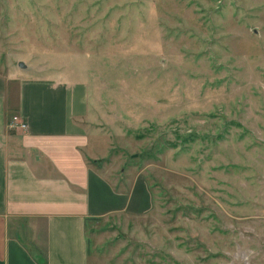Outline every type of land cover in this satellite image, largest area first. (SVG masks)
Segmentation results:
<instances>
[{
  "label": "rangeland",
  "instance_id": "obj_1",
  "mask_svg": "<svg viewBox=\"0 0 264 264\" xmlns=\"http://www.w3.org/2000/svg\"><path fill=\"white\" fill-rule=\"evenodd\" d=\"M0 73L85 83L89 163L150 188L89 264H264V0H0Z\"/></svg>",
  "mask_w": 264,
  "mask_h": 264
},
{
  "label": "crops",
  "instance_id": "obj_2",
  "mask_svg": "<svg viewBox=\"0 0 264 264\" xmlns=\"http://www.w3.org/2000/svg\"><path fill=\"white\" fill-rule=\"evenodd\" d=\"M88 113L83 82L0 73V264H89L88 219L152 209L143 176L89 163Z\"/></svg>",
  "mask_w": 264,
  "mask_h": 264
},
{
  "label": "built area",
  "instance_id": "obj_3",
  "mask_svg": "<svg viewBox=\"0 0 264 264\" xmlns=\"http://www.w3.org/2000/svg\"><path fill=\"white\" fill-rule=\"evenodd\" d=\"M11 131H26L27 123L18 116H14L8 125Z\"/></svg>",
  "mask_w": 264,
  "mask_h": 264
},
{
  "label": "trees",
  "instance_id": "obj_4",
  "mask_svg": "<svg viewBox=\"0 0 264 264\" xmlns=\"http://www.w3.org/2000/svg\"><path fill=\"white\" fill-rule=\"evenodd\" d=\"M97 220H99V219H88L87 222H88V221H97ZM88 243H89V242H88ZM89 252H90V246H89Z\"/></svg>",
  "mask_w": 264,
  "mask_h": 264
},
{
  "label": "water",
  "instance_id": "obj_5",
  "mask_svg": "<svg viewBox=\"0 0 264 264\" xmlns=\"http://www.w3.org/2000/svg\"><path fill=\"white\" fill-rule=\"evenodd\" d=\"M19 67H20V68H23V67H24L23 62H20V63H19Z\"/></svg>",
  "mask_w": 264,
  "mask_h": 264
}]
</instances>
